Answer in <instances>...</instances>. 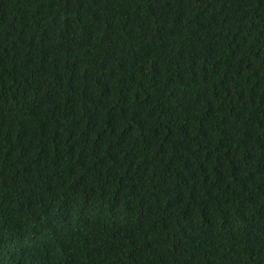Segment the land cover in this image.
Segmentation results:
<instances>
[{
    "label": "trees",
    "instance_id": "16d2710c",
    "mask_svg": "<svg viewBox=\"0 0 264 264\" xmlns=\"http://www.w3.org/2000/svg\"><path fill=\"white\" fill-rule=\"evenodd\" d=\"M0 264H264V0H0Z\"/></svg>",
    "mask_w": 264,
    "mask_h": 264
}]
</instances>
